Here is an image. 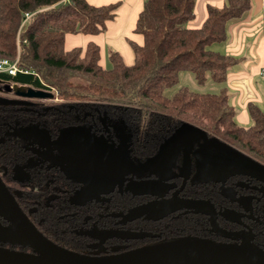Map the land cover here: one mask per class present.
<instances>
[{"label": "flooded vegetation", "instance_id": "flooded-vegetation-1", "mask_svg": "<svg viewBox=\"0 0 264 264\" xmlns=\"http://www.w3.org/2000/svg\"><path fill=\"white\" fill-rule=\"evenodd\" d=\"M7 85L0 88V182L52 243L108 255L196 237L264 252V172L216 170L223 155L203 140L158 160L159 147L184 122L152 134L151 148L138 151L137 129L107 107L24 98ZM81 231L114 236L93 239Z\"/></svg>", "mask_w": 264, "mask_h": 264}, {"label": "trees", "instance_id": "trees-1", "mask_svg": "<svg viewBox=\"0 0 264 264\" xmlns=\"http://www.w3.org/2000/svg\"><path fill=\"white\" fill-rule=\"evenodd\" d=\"M194 1L144 0L134 28L143 42L128 41L133 64L125 65L111 51V66L104 69L95 43L65 50L64 39L67 34L103 33L118 4L0 0V58L11 62L17 58L21 70L13 76L0 74V80L35 90L53 89L63 105L107 107L137 129L138 151L151 148L148 140L152 134L166 133L186 122L264 163V113L256 106H247L252 124L244 128L235 121L225 88L217 94H199L181 87L171 98L164 96L182 72L191 73L200 85L208 78L222 84L237 62L209 47L226 39V24L248 11V0H227L221 8L208 7L203 24L191 29L187 25L193 18ZM25 14L29 15L26 20ZM47 237L56 241L54 235Z\"/></svg>", "mask_w": 264, "mask_h": 264}, {"label": "water", "instance_id": "water-1", "mask_svg": "<svg viewBox=\"0 0 264 264\" xmlns=\"http://www.w3.org/2000/svg\"><path fill=\"white\" fill-rule=\"evenodd\" d=\"M17 95L38 99L46 97L43 91L32 88H28L25 93L18 92ZM198 140L205 141L223 155L219 161H215L218 168L215 169L218 171H238L254 176L264 172L263 165L224 143L208 139L202 129L186 122L163 142L155 157L161 160L167 152L181 146L188 151L191 143ZM155 157L150 161L156 159ZM223 157L226 158L225 162ZM221 166L223 169H220ZM207 169H210L208 162L205 164V170ZM0 217L8 222L7 226H0V264H264V252L248 244H220L196 237H184L108 255L76 253L52 243L38 232L1 182ZM76 234L88 235L93 239L114 236L111 232L93 234V231ZM3 244L18 246L20 250L4 247Z\"/></svg>", "mask_w": 264, "mask_h": 264}, {"label": "crops", "instance_id": "crops-1", "mask_svg": "<svg viewBox=\"0 0 264 264\" xmlns=\"http://www.w3.org/2000/svg\"><path fill=\"white\" fill-rule=\"evenodd\" d=\"M86 1L92 6L118 4L115 17L106 23V29L101 34L83 35L81 38L67 34L64 39V49L76 48L67 46H75L74 44L77 42H81L82 47L80 48H84L87 43L92 42L99 47L100 66L101 55L105 47L117 52L125 65H132L133 52L131 48H127L124 40L133 41L138 45L142 44L143 39L141 35L134 33V28L137 16L143 8L144 0ZM226 1L195 0L193 18L189 21L188 28H199L207 17V8H221L226 4ZM248 2L250 5L248 11L239 19L226 24V39L219 43H213L209 47L211 51L237 59V62L229 68L225 82L213 87V90L219 92L223 88L226 89L229 104L235 110V121L239 126L242 125L241 127L250 124L251 118H248L245 111L249 104L256 106L264 113V5L263 0H248ZM103 66L105 65L103 64ZM208 79L205 84L212 81ZM236 108H240L241 112L237 113Z\"/></svg>", "mask_w": 264, "mask_h": 264}, {"label": "rangeland", "instance_id": "rangeland-1", "mask_svg": "<svg viewBox=\"0 0 264 264\" xmlns=\"http://www.w3.org/2000/svg\"><path fill=\"white\" fill-rule=\"evenodd\" d=\"M77 36V38H81L83 35H75ZM127 40H124V43L125 45L127 46L128 49H130V47L128 46V41L126 42ZM81 42H77V44H74L75 46H67V47H82V44H80ZM103 49V48H102ZM112 50L109 48V47H105L104 50H103V54L101 55V66L104 68V69H109L110 68V63H109V60H108V55L109 53L111 52ZM103 64L105 66H103ZM209 80V79H208ZM2 85H7V84H3L0 82V88ZM219 84H216L212 81H208V83H204V84H198L196 83V81L194 80L193 78V75L189 72H182L179 76V79H178V83L165 90L164 92V96L167 97V98H171L172 95L181 87H186L189 91L191 92H194V93H199V94H217L219 92H215L216 90H213V87L215 86H218ZM9 86V88H8ZM9 89V91L11 92V94H14V92H20V93H25L26 90L29 88L28 86H24V85H18V84H9L7 86H5ZM41 91V90H40ZM47 97L49 98H52V97H55V96H58L57 95V92L53 89H51L50 91H43ZM7 96H9L8 94H6ZM61 100V99H60ZM63 101V100H61ZM101 105V104H99ZM102 106V105H101ZM245 111L247 113V116H249L248 114V110L247 108H245ZM236 112L239 113L241 112V109L240 108H236ZM250 118V117H248ZM250 120V119H249ZM252 124V121H250V124H246V126H243V127H248ZM242 126V125H241ZM199 128V127H198ZM201 129V128H200ZM203 130V129H202ZM210 134V133H209ZM213 135V134H212ZM224 141V140H223ZM233 146V145H231ZM235 147V146H233ZM236 148V147H235ZM237 149V148H236ZM239 150V149H238ZM241 151V150H240ZM243 152V151H242ZM250 156V155H249ZM253 158V157H252Z\"/></svg>", "mask_w": 264, "mask_h": 264}, {"label": "built area", "instance_id": "built-area-1", "mask_svg": "<svg viewBox=\"0 0 264 264\" xmlns=\"http://www.w3.org/2000/svg\"><path fill=\"white\" fill-rule=\"evenodd\" d=\"M264 5V0H263ZM25 20L29 18L28 14H25ZM24 22V21H23ZM21 71L19 67L17 66V58L11 62L8 59L0 58V74H8V75H15L16 72ZM47 92V91H45Z\"/></svg>", "mask_w": 264, "mask_h": 264}]
</instances>
